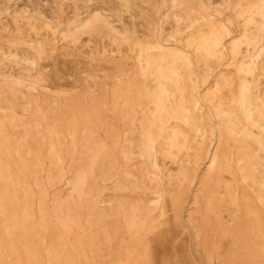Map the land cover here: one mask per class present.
<instances>
[{
  "label": "rangeland",
  "instance_id": "374dc122",
  "mask_svg": "<svg viewBox=\"0 0 264 264\" xmlns=\"http://www.w3.org/2000/svg\"><path fill=\"white\" fill-rule=\"evenodd\" d=\"M211 1L214 6L209 13L219 12L221 17L233 19L234 36L243 26L244 12L248 5L255 2V0H246L243 4H233L230 9H227L219 4L220 0ZM58 2L59 0H0L1 93L12 106L18 105L23 97L29 98L32 94H37L45 104L53 105L55 117L52 119L60 122L63 128L68 124V127L74 131L71 132L72 137L69 134L65 137L68 144L70 141H75L77 144L70 155L72 166L82 161L84 147L80 148V144L83 141L89 145L96 141V138L101 140L103 156L109 158V165L112 167L110 180L106 182L98 180L99 186H103L101 188L103 195L125 202L142 200L145 205H149L157 197L153 193V189L158 184L157 181L150 182L147 178V174L154 172L153 169L134 153L126 159L120 150L123 144L127 147L130 145L133 152L138 150V124L135 122L134 127V121H131L134 120V95L140 82V74L136 67L137 46L134 44L136 41L147 43L149 39H146L151 31L159 26L166 33L172 32L176 28L172 15L174 12L185 17L189 16L185 19V22H188L197 12L204 11L198 9L195 0L182 8H171L169 3L163 5L161 0H66L60 5ZM156 3L160 5L157 6ZM94 8L112 22L119 33L110 31L100 21L101 19L85 28L68 27L69 22L79 16L83 17L88 9ZM26 11L28 13H25ZM37 13H40V16ZM237 13L242 16L236 17ZM58 18L61 25L57 24ZM184 25L185 23L180 24L184 37L206 29L202 19H198L193 27L187 28ZM247 30L250 33L249 38L254 39L256 46L260 44L264 47L263 17H257L256 22L249 23ZM36 40L41 42L42 52H38L33 45ZM53 47L56 50L51 52ZM246 50L249 51L248 55ZM239 51L243 53L240 60L247 61L246 64L253 66L251 72L247 70L246 73L239 72L228 57L223 60L220 68L215 61H210L209 66L203 62L194 66L195 74L199 78H205L199 86V91L208 101L211 99L214 103L218 98L226 101L229 96L237 94L240 79L248 81L249 93H260L264 98V52L256 55V48L244 42L239 44ZM151 53L154 54V51ZM251 60L254 64L249 63ZM220 74L229 75L231 82L222 83ZM83 86L89 87L91 92L86 106L98 112L95 113L93 123L85 118L76 119L73 115V111H76L73 104L76 101L73 99L74 95ZM123 91H127V96L119 100L120 105H113L111 92L121 96ZM81 102L83 104L80 100ZM19 107L15 108L14 115L8 116L9 122L6 126L11 133L17 131L15 128L19 123L17 122ZM260 107L264 113V105ZM221 118H223L222 121H217L219 130L224 133L221 151L230 160L229 172L208 170L206 159L194 164L193 150L186 154V151H178L174 148L173 151L179 158L175 162L170 157L157 154V163L161 167L160 182L166 192L168 211L166 210L167 213L163 216L158 215V210L154 211L152 218L157 223L156 227L151 232L138 235L136 238L138 247L142 248L139 253L144 252L145 256L143 260L140 259V264H264V243L262 242L264 236L260 233L261 229L254 228L255 233H249L250 225L257 226L253 217L244 214L243 209L239 207L241 201L234 199L231 202L226 194L228 191L225 192L227 189L225 181H236L238 194H243L246 187L241 182V176H246L252 184L262 182L259 175L260 166L256 164L257 170L253 171L239 159L246 156L247 148L244 146H249V151L255 160L264 158V147L258 148V144L249 136L242 137L235 131H228L225 117ZM91 124L97 126L93 133L89 132ZM179 125L185 132L194 136L193 131ZM253 129L255 133L258 131L257 128ZM260 134L264 143V131ZM196 139L199 140V138ZM112 142L113 151L106 146ZM39 155L42 157V169H38V178L46 183L44 179L48 160L44 149ZM6 159L10 161L8 165L11 166L9 168L11 177L6 182L0 180V190L4 192L2 196L6 206L4 219L9 226V231L6 233L0 229V264H37L33 252L29 250L26 251L30 253V260L27 262L24 260L23 235H26L24 241L29 242L33 239L29 230H26L29 229V215L33 216L31 219L41 220L46 225L45 240L52 242L51 247L50 244L48 246L53 255L52 263H106L108 259L105 258L104 243L95 244L90 241L92 228H82V233L78 228L73 229L70 235L75 241L74 248L68 245V242L59 243V229L52 224L50 212L47 209L53 188L57 186L60 195L64 193V189L59 186L61 183L49 187L47 197L35 186L31 187V194L25 195L24 188L33 181L32 168L10 155ZM124 171L131 175L127 176ZM181 172L186 178L181 177ZM203 176H211L213 181L210 187L219 191L216 194L217 202H214L215 199L210 201V212L205 208L207 200L204 192H199ZM113 178H117L127 188L114 191L111 188ZM216 179L221 180L220 185L216 184L217 188L214 185ZM134 182L138 185L137 189H134ZM252 187L255 189V186ZM222 192L224 193L221 194ZM196 195L199 203L194 205L192 201ZM235 196L237 198V194ZM249 196L251 205L259 206L251 195ZM26 198L31 199L28 203L31 211L27 214L23 208V200ZM36 200L44 208L39 207L40 205L36 206ZM170 203L177 209L176 214L174 210L173 214L176 218L173 217V219L168 209ZM197 205L201 208L198 207L193 212L197 220L196 225H193L187 221V216ZM262 218L264 221V213ZM23 222L28 227H21ZM244 224L248 225L245 240L243 235L246 233L242 231ZM23 232L28 233L23 234ZM121 239L125 240L123 246H126L129 238L125 233L118 234V242L113 246H119ZM119 252L122 254L123 250ZM129 260L131 261L129 257L122 258L120 264H130Z\"/></svg>",
  "mask_w": 264,
  "mask_h": 264
},
{
  "label": "bare ground",
  "instance_id": "6f19581e",
  "mask_svg": "<svg viewBox=\"0 0 264 264\" xmlns=\"http://www.w3.org/2000/svg\"><path fill=\"white\" fill-rule=\"evenodd\" d=\"M62 1L65 2L66 0H59L58 4L60 5ZM193 1L161 0V3L163 5L169 3L168 5L171 8H182L185 4H190ZM244 1L246 0H220L219 4L230 9L231 5L243 4ZM195 3H197L198 9L204 12H197L194 18L188 22H185V19L189 16L185 17L174 12L172 15L176 28L172 32L166 33L159 26L151 31L146 39H149L147 43L143 44L136 41L134 44L137 46L136 67L140 74V82L134 95V120H131V118L129 120L134 121V127L135 122L138 124V150L133 152L130 145L127 147L124 144L120 146V150L126 159H129V155L134 153L153 169L154 172L150 175L147 174V178L150 182L157 181L158 184L153 189V193L157 197L149 205H145L142 200L125 202L103 195V192H101L103 186H99L98 180H102V182L110 180L112 178L110 173L112 167L109 165V158L103 156L101 140L96 138V141L89 145L83 141L80 144V148L84 147L82 161H79L76 166H72L70 165V160H72L70 155L77 144L75 141H70L68 144L65 137L68 134L72 137L73 133L71 132L74 131L68 127V124L67 127L64 126L63 128L60 122L52 119L55 117L53 105L45 104L37 94H32L29 98L23 97L22 102H18V105L12 106L8 104V100L0 90V180L4 182L10 180L9 168L11 166L8 165L10 161L6 159L10 155L15 160L17 159L32 168L33 181L24 188L25 195L31 194V187L35 186L41 194L47 197L49 195L48 188L61 183L59 186L64 189V193L60 195L58 187L53 188L52 198L47 209L50 212L52 224L59 229V243L68 242V245L74 248L75 241L74 238L71 239L70 235L73 229L78 228L79 232L82 233V228H92L93 233H91L90 241L95 244L102 242L105 245V258L108 261L104 264H120L121 259L125 257L131 258V261H128L130 264H140V259L143 260L145 256L144 252L139 253L142 248L138 247L137 241H135L136 238L138 235L151 232L156 227L157 223L152 218L154 211L158 210L159 216L165 215L168 211L165 198L166 192L161 187L160 182L161 167L157 163V154L170 157L175 162L179 158L173 151L174 148H177L178 151L184 150L186 154L188 151L193 150L194 164L206 159L208 170L217 169L229 172L230 160L221 151L224 143V133L219 130L217 123V121L223 120L222 116L225 117L224 121L228 125V131H235L242 137L249 136L258 144V148L264 147L260 134L261 131H264V113L260 107L264 105L262 94L249 93L248 81L240 79L241 83L237 94L229 96L226 101L218 98L212 103L211 99L208 101L199 91V86L205 81V78H199L194 71V66L199 65L200 62L209 66L210 61H215L220 68L223 60L227 57L239 72L252 71L253 66L246 64L247 61L240 60L243 53L239 51V44L244 42L248 46H254L256 55L264 52L262 45L258 44L256 46L254 39L249 38L250 33L247 30V25L256 22L257 17H263L264 19V0H255V2L248 5L244 12L243 26L236 36L233 35L235 26L233 19L223 18L219 12L217 14L209 13L213 9V1L195 0ZM156 5L160 4L156 3ZM241 16L239 13L236 14V17ZM98 19H101L100 21L110 31L119 33L115 25L103 16L97 8L88 9L83 17L79 16L69 22L68 27L70 26L73 29L89 27ZM198 19L205 22L206 29L184 37L180 24L185 23L184 26L187 28L193 27ZM57 24L61 25L59 18ZM33 45L36 46L38 52L43 51L39 40H36ZM55 50V47H53L51 52ZM151 51H154V54ZM246 54L248 55L249 51L246 50ZM249 63L254 64V61L251 60ZM219 77L224 84L231 82L229 75L220 74ZM90 93L89 87H80L73 98L76 99L73 103L76 109V111H73V115L76 119L85 118L93 123L95 113L98 112H96V109H90L86 106V102L90 99ZM125 96H127V91H123L121 96L116 92H111L113 105H120L119 100L125 98ZM80 100L83 101V104L80 103ZM122 103L125 104V102ZM17 107L20 111L17 113V122L19 123L15 128L17 131L11 133L6 124L9 122L8 116L14 115ZM178 123L188 128L189 131H193L196 137H192L190 133L185 132ZM96 128V125L91 124L89 132L93 133ZM253 128H257L258 133H255ZM66 131H68L67 134ZM196 138H199V140ZM106 146L107 149L114 150L113 142ZM244 148H247L246 156L240 158L239 161L244 162L253 171L257 170L256 164H258L262 182L252 184L246 176H241V182L246 187L245 192L241 195L238 194V183L236 181H225L227 186L225 192L228 191L226 194L231 202L234 199L241 201L239 207L243 209L244 214L253 217L257 226L250 225L249 233L254 234V228H258L261 229L260 233L264 236V221L262 218L264 213V158L255 160L249 151V146H244ZM43 149L48 160L44 179L46 183L38 178V169H42V157L39 153ZM67 160L68 163H66ZM124 172L127 176L131 175L129 172ZM180 175L186 178L184 173L181 172ZM112 180L111 188L114 191L127 188L117 178ZM212 181L211 176H203L199 189V192H204L207 200L205 208L209 212L211 210L209 208L210 201L215 199L213 201L217 202L216 194L219 193V191L210 187ZM219 181L221 180L216 179L214 181L216 188V184L220 185ZM252 186H255V189ZM137 188L138 185L134 182V189ZM3 194L4 192L0 190V229L8 233L9 226L4 219L6 206L2 197ZM249 195L259 206L254 207L251 205ZM37 200L35 201L37 202L36 206L40 205ZM23 201V208L27 214L31 211L28 204L31 199L26 198ZM32 201L34 204V200ZM192 202L194 205L199 203L197 195L194 196ZM39 207L44 208L41 205ZM198 207V205L194 206L193 211L189 212L187 216V221L193 225L197 223L193 212ZM168 209L172 213L171 219H173L175 217L174 210H176V214L177 209L171 203L168 205ZM32 217L29 215V227L24 225V222L21 224V227L29 228L26 230H29L30 236L33 238L27 242L24 241L26 235H23L24 260L26 262L30 260V253H27L29 250L33 252L37 264H54L52 263L51 248L48 247L49 244L51 247L52 242L45 240L46 225L41 220L31 219ZM247 227L248 225L244 224V230H242L246 233L243 235L244 240L248 234ZM26 233L28 232H23V234ZM119 233L128 235L129 239L126 246H123L124 239H121L119 246H113L118 242ZM262 242L264 243V237ZM120 250H123L122 254L119 252Z\"/></svg>",
  "mask_w": 264,
  "mask_h": 264
}]
</instances>
